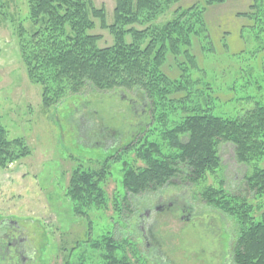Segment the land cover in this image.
I'll return each instance as SVG.
<instances>
[{
  "label": "rangeland",
  "instance_id": "374dc122",
  "mask_svg": "<svg viewBox=\"0 0 264 264\" xmlns=\"http://www.w3.org/2000/svg\"><path fill=\"white\" fill-rule=\"evenodd\" d=\"M92 2L104 9L105 23L110 25L114 0ZM203 2L179 0L157 21L163 24L176 8ZM251 3L223 0L209 6L207 40L193 41L192 54L199 67L195 75L203 90L198 101L203 105L210 89L215 91L211 98L216 116H234L246 105L264 103V51L255 54L264 47L240 38L246 20L238 15L247 13ZM94 23L90 34L101 37L97 46H111V35L98 20ZM19 27L26 33L33 30L27 0H0L1 124L8 139H22L30 152L0 168V240L7 246L4 254L0 252V264H78V260L102 264L103 251H93L91 244L105 234L135 245L137 252L127 254L131 261L137 257L145 264H223L237 228L233 219L202 202L199 191L217 188L223 180L230 194L244 193L243 175L248 169L236 162L234 148L219 145L220 168L203 182L183 181L153 193L125 195L127 204L120 205L118 215L114 205L124 193L122 167L120 162L109 164L102 183L109 198L107 209L76 212L67 190L71 174L118 155L134 127L145 123L144 104L140 95L130 91L85 87L44 108L41 86L29 82L21 60ZM174 65L169 58L164 66L170 77L177 76Z\"/></svg>",
  "mask_w": 264,
  "mask_h": 264
},
{
  "label": "trees",
  "instance_id": "16d2710c",
  "mask_svg": "<svg viewBox=\"0 0 264 264\" xmlns=\"http://www.w3.org/2000/svg\"><path fill=\"white\" fill-rule=\"evenodd\" d=\"M178 1L114 0L113 21L106 25L104 9L92 0H27L33 30L18 29L21 60L29 82L41 86L44 108L85 87L130 91L143 101L145 123L134 127L118 155L71 174L67 190L76 212L107 209L109 198L102 183L109 164L120 162L122 167L124 193L114 205L118 215L120 205L127 204L125 195L153 193L175 181L203 182L220 168L219 145L230 144L236 162L248 169L243 175L244 193L230 194L222 180L217 188L201 189L199 197L235 222L229 264H264V103L246 105L234 116H216L211 98L215 91L210 89L208 99L199 104L203 90L195 75L199 67L192 54L193 41L207 40L205 13L223 0L178 7L171 19L159 23L158 17ZM238 16L246 20L240 30L242 41L264 47V0H252L248 12ZM94 20L111 35V46H97L101 37L90 34ZM262 51L256 49L255 54ZM169 58L176 77L164 71ZM29 153L22 139H8L0 117V168ZM0 246L4 254L3 240ZM91 248L103 251L102 264H145L137 257L131 261L127 254L137 252L135 245L113 234L103 235Z\"/></svg>",
  "mask_w": 264,
  "mask_h": 264
},
{
  "label": "flooded vegetation",
  "instance_id": "af4514ba",
  "mask_svg": "<svg viewBox=\"0 0 264 264\" xmlns=\"http://www.w3.org/2000/svg\"><path fill=\"white\" fill-rule=\"evenodd\" d=\"M174 184H180V181L178 182V181H175L174 182ZM7 247V246H6ZM231 253H232V250H231V252H230V255L229 256H225L224 257V259H223V264H229L230 263V261H231ZM19 259V260H18ZM18 259H17V261H19L20 263H22V261L20 260V258L18 257Z\"/></svg>",
  "mask_w": 264,
  "mask_h": 264
}]
</instances>
